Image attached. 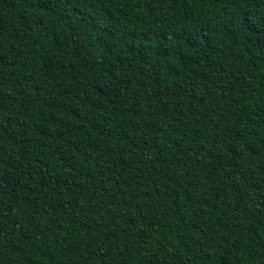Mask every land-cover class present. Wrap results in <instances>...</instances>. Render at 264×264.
Masks as SVG:
<instances>
[{
	"label": "trees",
	"instance_id": "trees-1",
	"mask_svg": "<svg viewBox=\"0 0 264 264\" xmlns=\"http://www.w3.org/2000/svg\"><path fill=\"white\" fill-rule=\"evenodd\" d=\"M0 264H264V0H0Z\"/></svg>",
	"mask_w": 264,
	"mask_h": 264
}]
</instances>
